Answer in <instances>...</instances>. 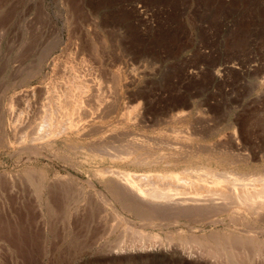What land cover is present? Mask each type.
<instances>
[{"label":"bare ground","instance_id":"obj_1","mask_svg":"<svg viewBox=\"0 0 264 264\" xmlns=\"http://www.w3.org/2000/svg\"><path fill=\"white\" fill-rule=\"evenodd\" d=\"M79 36L72 59H54L52 82L48 50L20 83L41 86L0 104V156L17 168L0 171L1 204L59 226L70 264H264V122L151 119L145 91H133L142 73L108 68L113 89L96 84L101 72L83 58L87 45L100 57L97 39ZM98 36L104 47L113 37ZM58 162L65 173L52 171Z\"/></svg>","mask_w":264,"mask_h":264},{"label":"rangeland","instance_id":"obj_2","mask_svg":"<svg viewBox=\"0 0 264 264\" xmlns=\"http://www.w3.org/2000/svg\"><path fill=\"white\" fill-rule=\"evenodd\" d=\"M88 33L97 39L101 57L97 62L86 46L89 52L83 59H90L86 63L102 75L96 84L113 89L106 80L109 69L142 73V86L133 91H145L149 118L204 112L211 123L264 122V0H0V104L8 99L10 105L16 93L41 86L42 77L52 82L54 59H72L67 48H74L79 34ZM99 33L113 36L108 48ZM57 34L62 37L59 43ZM48 50L52 53L43 76L20 84ZM11 161L0 156V171L17 169ZM58 163L51 164L52 171L65 173ZM5 202H0V264H70L59 226L47 230L27 204ZM93 259L85 255L76 264H91L84 260Z\"/></svg>","mask_w":264,"mask_h":264}]
</instances>
